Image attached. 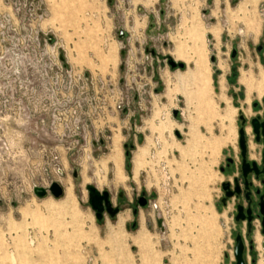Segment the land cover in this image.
Instances as JSON below:
<instances>
[{
    "label": "rangeland",
    "instance_id": "1",
    "mask_svg": "<svg viewBox=\"0 0 264 264\" xmlns=\"http://www.w3.org/2000/svg\"><path fill=\"white\" fill-rule=\"evenodd\" d=\"M263 31L264 0H0V264H227L219 168L264 99L239 81L264 71ZM56 51L69 94L50 81ZM195 62L207 116L174 86ZM52 182L60 197L34 196ZM87 185L129 214L97 221Z\"/></svg>",
    "mask_w": 264,
    "mask_h": 264
},
{
    "label": "flooded vegetation",
    "instance_id": "2",
    "mask_svg": "<svg viewBox=\"0 0 264 264\" xmlns=\"http://www.w3.org/2000/svg\"><path fill=\"white\" fill-rule=\"evenodd\" d=\"M257 51L261 53L263 48L258 46ZM234 57L235 53L233 57L231 53V58ZM254 104L255 106H253ZM251 112L249 117H246L244 112L238 116L239 128L237 129L235 146L231 147L230 153L224 156V162L219 168L223 177L220 183L219 205L220 208H226L230 205L226 217L230 220L229 235L232 238H230V250L226 256L229 260L227 264H237L234 250L237 236L240 237L242 243V263L240 264H264V173L261 171L263 148L261 141H255V135L252 133L250 125L253 118L262 116L264 103L262 101L261 103H252ZM241 128L246 146L244 159L245 163L248 164V167L245 168V174L242 169V156L238 144V131ZM252 163L255 164V167H252ZM224 184L227 185L225 189H223ZM226 193H230V195L226 196ZM238 207L241 208L240 212ZM236 217L239 219L236 220ZM248 217L251 218L249 222ZM248 225L250 226L248 227Z\"/></svg>",
    "mask_w": 264,
    "mask_h": 264
},
{
    "label": "bare ground",
    "instance_id": "3",
    "mask_svg": "<svg viewBox=\"0 0 264 264\" xmlns=\"http://www.w3.org/2000/svg\"><path fill=\"white\" fill-rule=\"evenodd\" d=\"M191 48L192 49L194 48L193 44ZM208 75L209 72L206 71L202 72L199 63L195 62L191 69H188L187 71L182 73H178L175 76V82H174L175 88H177L178 91H180V93L184 96V98H186V100H195L198 103L197 108L198 110L202 111V114L204 116L211 114L210 103L208 102V98L206 97L207 96L206 92L209 86ZM239 81L246 87L247 96L250 95L252 90H254L258 96L264 95V71H261L259 73L258 80L256 82H252L251 79L245 78L244 75H241ZM232 111L233 109L229 107L225 112L227 114H230L232 113ZM117 138L118 136H115V140L113 142L114 148H113V154L111 155V160L115 169L114 172L115 182H121L124 179V176L120 167L121 159L117 148ZM141 151L142 150H139L133 159L135 174L143 163ZM66 183L70 185V182L68 180L66 181ZM67 194L69 195V191L67 192ZM119 221L121 222L122 218H120ZM136 238H137L136 241L138 243L143 244L145 241L144 231L143 230L139 231Z\"/></svg>",
    "mask_w": 264,
    "mask_h": 264
},
{
    "label": "water",
    "instance_id": "4",
    "mask_svg": "<svg viewBox=\"0 0 264 264\" xmlns=\"http://www.w3.org/2000/svg\"><path fill=\"white\" fill-rule=\"evenodd\" d=\"M264 34V31H263ZM123 35L122 31L119 32V38H121ZM235 51L232 52V57L234 56ZM122 54V53H121ZM210 61H214V58H210ZM167 63L171 68H180L182 69L184 67V65L182 63H175L173 60H171L170 58L167 59ZM262 102L264 103V99L262 100ZM255 106V104L253 105ZM172 114L175 116L176 115V110H173ZM240 119H242V117H239ZM251 127H252V133L255 135V141H261L262 143V173H264V112L262 114V116H257L255 118H253L251 120L250 123ZM177 135V133H175ZM239 134V140H238V144H239V148L241 150V156H242V169L244 170V174H245V168L248 167V164L245 163V151H246V146H245V140H244V134H243V130L242 128L238 131ZM127 145H124V148H126ZM252 167H255V164L252 163ZM73 177H76V172L73 173ZM226 184L223 185V189L226 188ZM85 190L87 191V197H88V204L90 206V208L92 209L95 219L97 221L102 220L103 218V214H107L110 218L115 217L118 212H119V208L116 206H113L110 198H109V194L106 191H98L94 186L91 185H87L85 187ZM32 192L34 194V196H36L37 198H43L46 196L47 193H49L52 197L54 198H58L63 194V190L60 187V185L56 182H52L50 183L48 188H42V187H34L32 189ZM230 193H226V196H229ZM119 198H121V194L118 195ZM139 204L141 206H143L145 204V199L142 197L139 199ZM240 207H238V211L240 212ZM136 211H133V214H135ZM248 212V211H247ZM242 218V217H240ZM239 218L236 217V220H238ZM243 219V218H242ZM250 217H248V222L250 221ZM250 225H248L249 227ZM264 232V231H263ZM235 258L237 261V264L242 263L241 261V252H242V243L240 240V237L237 236L236 237V245H235Z\"/></svg>",
    "mask_w": 264,
    "mask_h": 264
},
{
    "label": "built area",
    "instance_id": "5",
    "mask_svg": "<svg viewBox=\"0 0 264 264\" xmlns=\"http://www.w3.org/2000/svg\"><path fill=\"white\" fill-rule=\"evenodd\" d=\"M51 77L50 81L54 85L56 92H64L69 94L72 91V76L71 73L65 69L64 65L59 60L58 51L53 56V61L50 64Z\"/></svg>",
    "mask_w": 264,
    "mask_h": 264
},
{
    "label": "crops",
    "instance_id": "6",
    "mask_svg": "<svg viewBox=\"0 0 264 264\" xmlns=\"http://www.w3.org/2000/svg\"><path fill=\"white\" fill-rule=\"evenodd\" d=\"M118 214H120V216L121 215H125V216H127L128 214H129V211L128 210H125V211H123V212H120V213H118Z\"/></svg>",
    "mask_w": 264,
    "mask_h": 264
},
{
    "label": "trees",
    "instance_id": "7",
    "mask_svg": "<svg viewBox=\"0 0 264 264\" xmlns=\"http://www.w3.org/2000/svg\"><path fill=\"white\" fill-rule=\"evenodd\" d=\"M233 76H235V74L233 73ZM126 157H128V154L126 153ZM126 168H128V164H126Z\"/></svg>",
    "mask_w": 264,
    "mask_h": 264
}]
</instances>
